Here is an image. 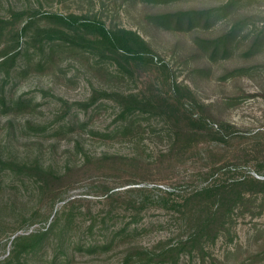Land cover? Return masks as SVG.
<instances>
[{"label":"rangeland","instance_id":"374dc122","mask_svg":"<svg viewBox=\"0 0 264 264\" xmlns=\"http://www.w3.org/2000/svg\"><path fill=\"white\" fill-rule=\"evenodd\" d=\"M226 1L0 0V160L41 166L0 162V264H264V191L196 194L264 179V0ZM179 10L202 18H159ZM49 13L133 30L150 51L114 53ZM219 36L212 57L203 38ZM210 213L222 223L201 251L159 255Z\"/></svg>","mask_w":264,"mask_h":264},{"label":"trees","instance_id":"16d2710c","mask_svg":"<svg viewBox=\"0 0 264 264\" xmlns=\"http://www.w3.org/2000/svg\"><path fill=\"white\" fill-rule=\"evenodd\" d=\"M169 1V0H166ZM236 0H227L226 3H224L223 7H228L230 6L233 2ZM202 14L198 10H179L175 11L172 13L168 14H161L159 18H161V21H175V24L178 26L180 21H185L187 25L190 24V21H192L195 18L201 19ZM49 18L54 19L57 22H61L68 28H74L78 26H82L86 30L90 31L91 33H94L97 37L96 40L98 41L99 44L106 46L107 48L110 49V51L117 53L121 51L122 53L125 54H130L132 58H135L137 60H142L145 58V53L150 51V45L149 42L143 39L139 34H137L133 30L125 29L122 27H107L104 22L96 20L94 16H80L83 17V21H79V16L75 14H69L67 16L59 15L57 13H49L48 16ZM238 19V18H237ZM31 21H26L25 24L22 26V30H25L28 24ZM190 26H187L189 28ZM235 30V25L233 24L232 27L227 31L224 36H229L231 33ZM219 37L214 38H203L204 42H212L214 43V46L209 47L210 50V55L213 57L218 50L220 49L219 45L216 43ZM251 36V39L249 41V46H253L256 42V37ZM225 52H228L227 50L223 49L222 54H226ZM13 58V56H11ZM10 58V59H11ZM151 60V57H150ZM6 62V61H5ZM164 66V65H162ZM181 89H184L187 91V97L191 95L190 89L185 86L180 88L176 84H172V91L173 93L180 91ZM130 99L129 101H133V95L128 96ZM180 104V103H178ZM183 104H181L182 106ZM186 106L193 108L196 106L195 100L192 98L189 101H186ZM197 122H202V119L200 120V117H196ZM175 137L179 138V133H175ZM176 138V139H177ZM0 162L4 165L7 166L12 172L20 173L24 171L23 169L29 168L31 166H27L25 163H17L14 161H1ZM225 167V166H224ZM32 169H27V170H33L37 174L40 173L41 171V166L35 165L34 167H31ZM222 167H219L217 169H220ZM227 172H231L234 170V167H226L225 168ZM22 170V171H21ZM257 172L264 174V170L262 166L257 167ZM256 172V173H257ZM257 173V174H259ZM51 172H48V175H51ZM41 182L49 180V179H39ZM242 184H248L251 187L257 186V188L260 191H264V179H259L254 176H248L242 179H235L234 181H231L230 183H225V182H217L213 183L211 185H207L203 188H201L199 191H197L196 194H206L211 196H215L216 194H225V196L230 195V190L236 186H241ZM113 192V191H112ZM112 194V193H111ZM111 194H107V196H111ZM232 194V193H231ZM237 196L240 197V192H236ZM214 211H217L215 209ZM220 215L217 213L216 215H212L210 213L208 216H206L204 219H202L199 224L195 227L194 231L187 236L185 239H180L178 243H176V246H172L170 248H166L159 255H166V254H175L177 253L178 249L182 245H189L190 248H196L197 250L201 251L202 250V245H201V238H202V232L206 229H209L213 222L215 223H222L220 222ZM44 234V233H42ZM31 236H36L35 234H30L29 236L25 238H29ZM22 237H15L13 239V244L16 245L18 243V240H20ZM21 245V243H20ZM158 255V254H157ZM155 255V256H157ZM128 260L125 261L124 264H127Z\"/></svg>","mask_w":264,"mask_h":264}]
</instances>
